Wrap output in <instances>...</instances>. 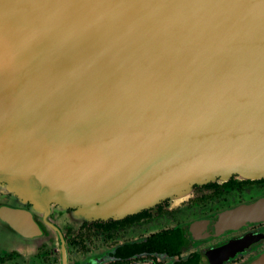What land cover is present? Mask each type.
<instances>
[{
  "label": "water",
  "instance_id": "95a60500",
  "mask_svg": "<svg viewBox=\"0 0 264 264\" xmlns=\"http://www.w3.org/2000/svg\"><path fill=\"white\" fill-rule=\"evenodd\" d=\"M263 153L264 0H0V162L51 168L68 204L117 215L95 221L232 173L260 180L264 166L232 162L139 207L102 203L98 186ZM260 222L264 196L192 223L190 235ZM244 264H264V254Z\"/></svg>",
  "mask_w": 264,
  "mask_h": 264
},
{
  "label": "flooded vegetation",
  "instance_id": "af4514ba",
  "mask_svg": "<svg viewBox=\"0 0 264 264\" xmlns=\"http://www.w3.org/2000/svg\"><path fill=\"white\" fill-rule=\"evenodd\" d=\"M202 186L200 187L201 189ZM6 197H10V195L7 194ZM0 198H3L1 193ZM203 203L194 205L190 203V200L188 201V204L191 206H200ZM231 207L234 206H230L229 208ZM226 209L228 208L221 209L218 212L204 217H199L188 224H176L173 227L169 226L147 232L138 231L135 232L137 233V236H126V238L123 239L117 238V235L120 232L124 233V231L130 227H137L140 224L143 225L144 223L150 224L155 217L168 214L164 208V204H159L153 209H147L151 215L149 219H141L135 224L104 232L98 231L93 227L94 223L101 221H94L90 223L84 222L76 231L68 229L66 233H69L71 236L67 239L66 233H64V231L56 223H53L50 220H45L44 224L39 223L35 219L34 215H32L28 210L17 207L14 203H11V201L6 200L5 198L2 199V201L0 200V264H12L13 259L16 261L27 259L25 264H35V262H33L34 256H37L40 248H43V250L46 251V254H44L45 257H47V254H50L51 252L55 254L57 251L56 248L50 247L49 245L47 246L49 238L51 237L48 230L49 228L54 233V236L57 235L59 237L61 254L64 252V243H68L69 247H73L77 251H85L86 254L90 253V255L87 256L90 258H87L84 263L78 262L77 260H74L72 263L69 260V264H75L76 261L78 264H100L96 263L98 260L102 261V264H165V262L166 264H182L189 261V259H191L194 255L200 257L198 264H244L257 256L264 254V222L241 227L234 232H228L219 237L198 240L191 237L192 223L203 220ZM161 223H166V220L161 221ZM213 228L214 225L204 227L202 229H205L207 232H211ZM175 229L181 230L178 232ZM205 230L204 232H206ZM164 232H166V234H163ZM158 234L164 235V246L156 245L157 250L152 247L153 243L150 242V239ZM178 236L184 237L182 239L183 242L186 237L187 239L185 240L182 248L179 251H176L172 249V246H170V242L167 237L176 238ZM99 239H102L106 243H111L112 246L110 250L102 252V256L97 258L93 256V248L91 251H89V249L91 248L93 241ZM161 240V238L156 239L158 242H161ZM236 241L241 242L233 246V248L236 249L232 252H226V250H224L209 259L206 258L212 251ZM208 243H213V246H207L206 248L204 247L194 250L196 249V245H204ZM44 245H46V247H44ZM120 249L121 251H119ZM42 264L44 263L42 262Z\"/></svg>",
  "mask_w": 264,
  "mask_h": 264
},
{
  "label": "rangeland",
  "instance_id": "374dc122",
  "mask_svg": "<svg viewBox=\"0 0 264 264\" xmlns=\"http://www.w3.org/2000/svg\"><path fill=\"white\" fill-rule=\"evenodd\" d=\"M0 167V193L3 195V198H0V200L2 201V199L6 198V200L11 201V203H14L17 207L28 210L39 223L44 224L45 220H50L56 223L64 233H66L68 229L76 231L84 222L90 223L95 220L111 219L112 216H117L111 215L110 213L103 214L96 204H89L86 207L71 206L68 204L61 196L57 195V186L53 183L54 174L56 175V172L51 170V168L47 169L46 166H44L42 169H32L19 163L8 165L5 162H0ZM43 176L46 177L47 181H41ZM247 177L250 176L232 173L227 179L234 178L238 181H245L248 180L246 179ZM209 182L222 183L223 180L217 177L205 183L191 184L188 190H186L188 191V195H186L184 199H174L175 196L160 199L157 204H164V208L168 214L155 217L150 224L144 223L137 227H130L124 231V233L120 232L117 238L123 239L126 238V236H137L135 232L138 231L147 232L169 226L173 227L176 224H188L199 217H204L218 212L221 209L236 206L243 202L264 196V183H262L226 190L221 196L211 201L204 202L200 206L189 205V200L207 192L200 187ZM178 191V189L174 190V192ZM7 194H9L10 197H6ZM155 205L147 207V209H153ZM163 220H166V223H161ZM48 230L51 237L48 241L49 244L46 241L47 246L54 247L57 251L55 254L53 252L50 254L48 253V256L45 257L44 254H46V251L40 248L37 256H34L33 262H35V264H42V262L44 264H69V260L72 263L74 260L84 263L87 258H90L87 257L90 253L86 254L85 251H77L75 248L69 247L68 243L63 244L64 252L61 254L59 237L57 235L54 236L50 228ZM70 236L69 233H66L67 239ZM111 246V243H106L102 239H99L93 241L89 251L93 248V256L100 258L102 252L110 250ZM207 246H213V243L196 245V249L194 250L206 248ZM44 247H46V245H44ZM26 260L16 261L13 259L12 264H25ZM77 261L75 264H78ZM96 263L102 264V261L98 260Z\"/></svg>",
  "mask_w": 264,
  "mask_h": 264
},
{
  "label": "bare ground",
  "instance_id": "6f19581e",
  "mask_svg": "<svg viewBox=\"0 0 264 264\" xmlns=\"http://www.w3.org/2000/svg\"><path fill=\"white\" fill-rule=\"evenodd\" d=\"M169 1H173L176 4L182 3L183 1L189 2V0ZM101 6L103 7L104 5ZM245 67L248 68L249 65H245ZM212 72L213 71H211L210 74H213ZM232 162H242L244 166H264V153L253 157H244L224 161L213 160L199 165L186 166L159 177H153L129 184L104 187L98 186L97 189H99V191L94 193L93 197H98L100 201L105 204H111L112 202L119 203L134 199L137 201L136 205L139 207L148 203V197H152V200H156L159 197V194H162L164 189L179 182L199 181L201 179L210 178L220 174L218 172L219 169L235 167L237 164ZM80 192L81 191H75L77 194H73V198L75 199L81 197L82 193ZM216 226L218 225H214V227Z\"/></svg>",
  "mask_w": 264,
  "mask_h": 264
},
{
  "label": "trees",
  "instance_id": "16d2710c",
  "mask_svg": "<svg viewBox=\"0 0 264 264\" xmlns=\"http://www.w3.org/2000/svg\"><path fill=\"white\" fill-rule=\"evenodd\" d=\"M264 183V178L260 179V180H247V181H238L235 180L234 178H231L230 180H228L227 182L218 184L216 182L214 183H208L204 186H202V189L207 190V192L205 194H203L202 196H197L195 198H193L192 200H190L191 204L194 205H199L201 203H203L204 201L207 200H211L214 198H217L219 196H221L224 191L226 190H231L233 188H242L245 186H252V185H258V184H262ZM159 209V207H158ZM151 217L149 210H142L136 214H132L129 216H126L125 218L121 219V220H109V221H105V222H97L93 224V227L98 230V231H107V230H116L117 228H122L131 224H135L137 222H139L141 219H149ZM176 231L180 232L181 229H175ZM163 234H166V232H164ZM164 235H155L150 239V242L153 243V246L155 249H157L156 245H161L164 246ZM157 238H161V242L156 241ZM169 242H170V246H172L173 250L179 251L182 246L184 245L185 240L187 239V237L185 238L184 242H183V238L182 236H178L176 238H170L167 237ZM158 250V249H157ZM121 251V249L119 250ZM118 251V253H119ZM200 261V257L197 255H194L191 259H189V261H187L186 263H182V264H198V262Z\"/></svg>",
  "mask_w": 264,
  "mask_h": 264
},
{
  "label": "crops",
  "instance_id": "0c3cea01",
  "mask_svg": "<svg viewBox=\"0 0 264 264\" xmlns=\"http://www.w3.org/2000/svg\"><path fill=\"white\" fill-rule=\"evenodd\" d=\"M11 213V212H10Z\"/></svg>",
  "mask_w": 264,
  "mask_h": 264
}]
</instances>
